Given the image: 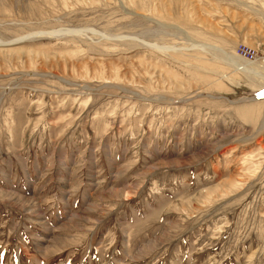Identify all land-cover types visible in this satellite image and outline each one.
<instances>
[{
    "label": "rangeland",
    "instance_id": "obj_1",
    "mask_svg": "<svg viewBox=\"0 0 264 264\" xmlns=\"http://www.w3.org/2000/svg\"><path fill=\"white\" fill-rule=\"evenodd\" d=\"M0 264H264V0H0Z\"/></svg>",
    "mask_w": 264,
    "mask_h": 264
},
{
    "label": "crops",
    "instance_id": "obj_2",
    "mask_svg": "<svg viewBox=\"0 0 264 264\" xmlns=\"http://www.w3.org/2000/svg\"><path fill=\"white\" fill-rule=\"evenodd\" d=\"M65 212H62L61 214H64ZM69 214H74L73 212H66L64 215H60L59 217H57V214H55V219L54 220H50V218H51V216H50V214H48L47 212L46 213H42V215H44L45 217H39V216H34L35 217V219L34 220H31V222H34V223H37V224H41V225H44V226H46V228H49V227H51L53 230H55L54 228H55V226L56 225H60L61 224V221H63L65 218V221H67L69 218H74L73 216L74 215H72V216H69ZM31 231L33 230V229H30ZM28 231L29 233L31 232V231ZM32 234L34 235V233H33V231H32ZM44 234H46V233H43V235ZM37 242V241H36ZM39 242H41V241H39Z\"/></svg>",
    "mask_w": 264,
    "mask_h": 264
},
{
    "label": "bare ground",
    "instance_id": "obj_3",
    "mask_svg": "<svg viewBox=\"0 0 264 264\" xmlns=\"http://www.w3.org/2000/svg\"><path fill=\"white\" fill-rule=\"evenodd\" d=\"M74 32H76L77 34H78V32H81L80 30H67V31H61V30H59V31H53V32H49L48 34H50V35H60V33H67V34H72V33H74ZM25 38V37H24ZM24 38H18L17 39V41H20V40H22V39H24ZM198 45H200V44H198ZM150 46H152V47H155V48H158L159 50H166L167 48H165V47H160V46H157V45H151L150 44ZM167 47V46H166ZM196 47V46H195ZM201 47V49H202V45L200 46ZM197 48V47H196ZM215 48V47H214ZM215 49H217V48H215ZM204 50V49H203ZM220 53H223L220 49L218 50ZM253 74V73H252ZM254 75V74H253ZM257 75V74H256ZM255 76V75H254ZM260 76V75H259ZM261 79V78H260ZM263 81V80H262ZM175 164H178V165H184L185 164V162H174ZM168 164V163H167ZM167 164H163V165H167ZM170 166V165H169ZM236 186V185H235ZM229 187V186H228ZM3 193V192H2ZM5 194V193H4ZM8 195H11L12 197L14 196V195H12V194H8ZM8 195H7V197H8ZM4 196V195H3ZM11 196H9V198L11 197ZM2 197V196H1ZM4 198H5V196H4ZM17 199H18V201L19 202H21L23 205H28V204H30L31 202H32V200H29V199H24V198H21V197H17ZM13 201V200H12ZM17 201V202H18ZM11 202V201H10ZM9 203V202H8ZM14 204V203H13ZM82 217V216H81Z\"/></svg>",
    "mask_w": 264,
    "mask_h": 264
}]
</instances>
